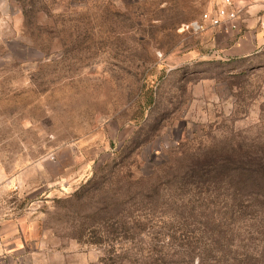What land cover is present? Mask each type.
<instances>
[{
    "label": "rangeland",
    "instance_id": "374dc122",
    "mask_svg": "<svg viewBox=\"0 0 264 264\" xmlns=\"http://www.w3.org/2000/svg\"><path fill=\"white\" fill-rule=\"evenodd\" d=\"M220 1L0 0L19 264H264V51L219 56Z\"/></svg>",
    "mask_w": 264,
    "mask_h": 264
},
{
    "label": "crops",
    "instance_id": "0c3cea01",
    "mask_svg": "<svg viewBox=\"0 0 264 264\" xmlns=\"http://www.w3.org/2000/svg\"><path fill=\"white\" fill-rule=\"evenodd\" d=\"M241 9L239 25L241 32H222L215 29V44L219 56L246 58L258 51L262 45L263 31L260 22L264 19V7L260 0H236ZM212 28V27H211ZM21 227L16 223L0 225V264H19L27 247L22 242Z\"/></svg>",
    "mask_w": 264,
    "mask_h": 264
},
{
    "label": "built area",
    "instance_id": "2783aa9c",
    "mask_svg": "<svg viewBox=\"0 0 264 264\" xmlns=\"http://www.w3.org/2000/svg\"><path fill=\"white\" fill-rule=\"evenodd\" d=\"M264 7V0H260ZM236 0H221L218 5L203 15L202 21L207 26L224 32L240 33L239 15L241 9ZM263 31L262 45L259 50L264 51V19L260 22Z\"/></svg>",
    "mask_w": 264,
    "mask_h": 264
},
{
    "label": "trees",
    "instance_id": "16d2710c",
    "mask_svg": "<svg viewBox=\"0 0 264 264\" xmlns=\"http://www.w3.org/2000/svg\"><path fill=\"white\" fill-rule=\"evenodd\" d=\"M262 162V160L261 161H255V160H253V161H250L249 163L250 164H257V163H261ZM247 168H245V171L247 172ZM256 172L255 171H251V174H252V176L255 174Z\"/></svg>",
    "mask_w": 264,
    "mask_h": 264
}]
</instances>
